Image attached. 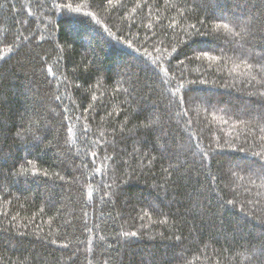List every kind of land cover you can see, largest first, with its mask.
<instances>
[{
  "label": "trees",
  "instance_id": "obj_1",
  "mask_svg": "<svg viewBox=\"0 0 264 264\" xmlns=\"http://www.w3.org/2000/svg\"><path fill=\"white\" fill-rule=\"evenodd\" d=\"M0 264H264V0H0Z\"/></svg>",
  "mask_w": 264,
  "mask_h": 264
},
{
  "label": "snow or ice",
  "instance_id": "obj_2",
  "mask_svg": "<svg viewBox=\"0 0 264 264\" xmlns=\"http://www.w3.org/2000/svg\"><path fill=\"white\" fill-rule=\"evenodd\" d=\"M224 27H227V25H224ZM126 236L131 235V236H135V233H125Z\"/></svg>",
  "mask_w": 264,
  "mask_h": 264
}]
</instances>
